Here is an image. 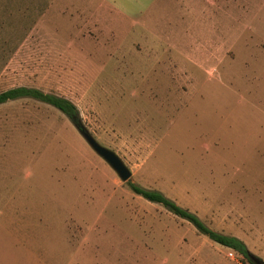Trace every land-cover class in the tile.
<instances>
[{"label":"rangeland","instance_id":"rangeland-1","mask_svg":"<svg viewBox=\"0 0 264 264\" xmlns=\"http://www.w3.org/2000/svg\"><path fill=\"white\" fill-rule=\"evenodd\" d=\"M257 3L214 8L210 20L203 5L190 15L183 0H158L137 21L111 22L90 7L47 25L57 35L44 23L42 35H28L29 22L0 28V93L29 87L70 100L80 124L131 172L121 182L53 107L0 105V264H165L179 245H217L129 183L160 191L218 232L254 228L252 250L264 261Z\"/></svg>","mask_w":264,"mask_h":264},{"label":"crops","instance_id":"crops-1","mask_svg":"<svg viewBox=\"0 0 264 264\" xmlns=\"http://www.w3.org/2000/svg\"><path fill=\"white\" fill-rule=\"evenodd\" d=\"M157 1L158 0H48V2L44 4H42V2L30 4L21 0H0V25H2L0 28L2 29L3 25L8 26L10 24L29 22L34 24V26L32 30L28 32V35H42V32L37 29H39L40 25L44 23L46 24L45 33L47 35H57L60 28L57 26L49 28L47 25L56 24V20H61L64 17L67 18L68 11L66 9L72 10L90 7L101 8L106 11L105 13L111 22L114 16L119 17L121 14L130 20L135 19V21H137L138 17H146L150 8H152ZM257 1L261 0H183V2L186 3V7H188V13L190 15H193L192 9H196L199 5H203L205 9H210V20L214 18L212 12V9L214 8L222 6L223 8L232 7L240 9L257 6ZM262 1L264 2V0ZM30 7L39 9L35 12L36 14L34 13V16L27 13V9ZM41 9H44V11L40 12ZM133 10L136 11L133 12ZM205 12H207V10H205ZM221 13L226 14V12L223 11ZM27 18L29 19L27 20ZM84 24V22H81V26H84ZM108 31L112 32L110 31L109 26ZM78 32L80 35L83 33V30ZM224 235L233 236L241 240L247 246L248 250L255 256L252 249L256 246L255 243L259 242L257 230L252 228L248 229L247 232L242 231V233ZM197 244V242H192L179 245L173 253L172 258L165 260V264H235L230 263L224 255L225 252H229V249L218 244L214 245V247L211 245L210 249H201ZM237 258V264H244L240 261L239 256Z\"/></svg>","mask_w":264,"mask_h":264},{"label":"trees","instance_id":"trees-1","mask_svg":"<svg viewBox=\"0 0 264 264\" xmlns=\"http://www.w3.org/2000/svg\"><path fill=\"white\" fill-rule=\"evenodd\" d=\"M20 99H32L40 103L53 107L62 113L72 124H80V115L77 107L70 100L42 90L29 87H17L0 93V105L7 102ZM130 191L146 200L147 202L162 206L172 215L188 222L195 230L205 236L208 240L222 247L232 250L237 256L241 257L248 264H255L252 259L258 260L261 264L264 262L254 256L247 246L239 239L233 236L224 235L207 226L195 213L184 209L176 202L166 197L163 193L156 190H149L137 184H128Z\"/></svg>","mask_w":264,"mask_h":264},{"label":"water","instance_id":"water-1","mask_svg":"<svg viewBox=\"0 0 264 264\" xmlns=\"http://www.w3.org/2000/svg\"><path fill=\"white\" fill-rule=\"evenodd\" d=\"M73 125L90 149L115 172L120 181L123 183L128 182L131 178V172L120 157L114 151L100 145L81 124ZM252 261L255 264H261L256 259H252Z\"/></svg>","mask_w":264,"mask_h":264},{"label":"built area","instance_id":"built-area-1","mask_svg":"<svg viewBox=\"0 0 264 264\" xmlns=\"http://www.w3.org/2000/svg\"><path fill=\"white\" fill-rule=\"evenodd\" d=\"M228 257L232 260H236L238 256L232 250H229Z\"/></svg>","mask_w":264,"mask_h":264}]
</instances>
